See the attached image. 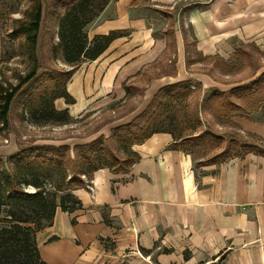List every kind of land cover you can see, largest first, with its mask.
<instances>
[{"label":"crops","instance_id":"1","mask_svg":"<svg viewBox=\"0 0 264 264\" xmlns=\"http://www.w3.org/2000/svg\"><path fill=\"white\" fill-rule=\"evenodd\" d=\"M170 17L175 72L151 80L144 107L150 94L174 81L192 79L204 89L222 91L245 84L229 82L227 86L194 71L193 64L187 68L181 30L189 33L191 45L202 56L226 60L237 45L247 43L263 52L264 0H112L90 23L89 40L111 30L129 33L113 39L97 58L78 66L66 85L75 102L66 104L58 97L56 109L67 108L76 116L87 108L98 109L124 98L125 82L167 51L163 25ZM263 70L258 69L252 78ZM232 121L240 131L264 138V102L248 117L233 116ZM171 140L169 133H154L133 146L139 158L127 171L99 169L89 189L87 183L74 189L81 208L72 212L57 208L52 225L36 233L42 260L91 264L98 258V264H121L126 257L120 254L127 248L135 253L138 247L148 250L160 242L193 252L184 256L187 261L221 247L228 252V264H235L231 260L237 257L236 264H248V255H253L255 264H264V156L249 152L218 166H202L196 180L191 156L168 149ZM103 239H110L113 246L104 248Z\"/></svg>","mask_w":264,"mask_h":264},{"label":"trees","instance_id":"2","mask_svg":"<svg viewBox=\"0 0 264 264\" xmlns=\"http://www.w3.org/2000/svg\"><path fill=\"white\" fill-rule=\"evenodd\" d=\"M111 1L26 0L27 6L21 17L12 18L10 28L11 35L21 38L23 56L30 68L25 75H12L17 80L15 83L0 72V130L9 126V113L16 95L41 67L39 50L43 45L46 46L44 52L48 59H55L60 53L64 62L72 67L59 78L47 80L49 83L61 81L64 88L53 98L64 97L66 103L74 102L65 90V82L72 73L82 62L102 54L113 39L129 33L126 30H111L88 39V25ZM181 31L185 65L190 69L193 61L185 31ZM54 33L57 41L52 40ZM165 34L168 49L157 63L159 67L167 63L168 67H164L162 73L173 75L176 47L172 17L168 18ZM44 36L49 37L43 44ZM194 52L199 58L196 60L202 63L193 70L207 73L215 80L219 78L215 74L216 67L227 74L228 66L233 68L229 63L231 60L238 62L240 68L247 69V75L242 78H252L258 69L264 67V63L242 45L236 46L233 56L226 60ZM147 69L137 75L140 78L133 80L140 81L143 76L148 80L153 78L148 75ZM194 82L197 84L192 87ZM133 86L134 82L126 88V94L134 89ZM201 87L192 79L163 85L140 113L129 122L114 126L108 137L74 144L72 149L68 144L48 145L40 148L38 153L20 151L0 157V264H47L40 257L36 233L52 225L57 208L66 212L81 208L82 203L73 190L89 183L94 172L103 168L114 172L127 171L139 158L132 147L143 143L154 133H169L172 140L167 148L181 150L191 156L196 180L198 167L218 165L249 152L264 156V138L252 133L243 135L231 121L234 115L248 117L246 113L257 110L264 102V70L250 82L228 90L208 89L200 101ZM38 93L33 101L41 97L37 98ZM49 114L60 124L69 122L67 108L58 110L50 104ZM201 116L207 117L206 124L201 121ZM209 125L229 129L217 134L209 129ZM245 136L252 141L241 140ZM209 152L214 153L207 156Z\"/></svg>","mask_w":264,"mask_h":264},{"label":"rangeland","instance_id":"3","mask_svg":"<svg viewBox=\"0 0 264 264\" xmlns=\"http://www.w3.org/2000/svg\"><path fill=\"white\" fill-rule=\"evenodd\" d=\"M26 6V0H0V72H4L5 76L10 78L13 83H15L17 80L14 79L12 75H14L15 73L25 75L30 68V64L25 60V57L23 56L21 38L11 35L10 28L11 19L21 17L22 12L26 8ZM109 13L111 12L109 11ZM97 18L98 16L95 17L92 23ZM166 22H168V20H165V23ZM158 24H161V22H159ZM90 26L91 25L89 24L88 27ZM163 26V30H165L166 26ZM55 31L56 28H54V32ZM86 31H88V28ZM163 33L165 34L164 31ZM185 36L189 45L188 49L190 57L193 61V66L195 67L201 65L202 61L196 60L199 58H197V55L194 52L196 50L190 43L191 39L187 31H185ZM48 37L49 36H44L42 38L43 44L47 42ZM52 40L57 41V36L55 33L53 34ZM241 45L247 50L252 51V53L259 59V61L261 63H264V51L261 52L257 48L258 46L256 47L252 45V43ZM44 47L46 48V46L43 45V47L39 50V57L42 63L41 67L37 71L36 75L16 95L9 113V126L7 129L0 130V157L2 158H5L9 155H14L20 151H33L35 153H38L40 151V148L42 149L48 145L68 144L72 149L74 144H84L91 142L99 137H108L109 135H111V129L114 126L127 123L125 122V120L131 118L135 113L141 112L146 101L145 91L148 89L151 80L154 79L156 75L161 74L164 70V67H168L167 63L165 64V66L161 67H159L157 62L150 65L147 71L149 73L148 75L152 76L153 78L148 80V77L146 78V76H143L141 77L140 81L136 82V80L132 79L128 82H125L126 86L124 98L113 100L105 104L104 106H99L98 109L92 107L87 108L86 110L81 111L76 116L71 115L68 112L69 122L60 124L59 121L55 120V117L49 114V105L52 104L55 108L57 107L55 104L57 98L54 99L53 95L62 93L64 91V88L61 84V81H52L49 83V81L47 80H51L53 77L59 78L61 74H66L65 72L72 67L64 62V60L60 56V53H58L55 59H51V57L48 59L46 57V53L44 52ZM237 47H239V45H237ZM211 63L212 62H210V64ZM229 63L233 65V68L230 69L229 65V71H227V74H224L221 69L216 67L215 74L217 77H219L217 81H219L220 83L222 81L223 84L227 83L226 85L230 86V81L231 85H233L238 83H246L253 79L247 77L242 78L245 74L247 75V69L240 68V64L238 62L231 60ZM74 72L72 73V75L74 74ZM138 78H140V76H137L134 79ZM240 79L242 80L239 81ZM68 81L65 82V90L66 93L70 95V97H72V95L67 92L66 89ZM133 82L134 89H131L129 93L126 94V88ZM196 84L197 83L194 82L191 86L194 87L196 86ZM201 88V93L199 94L200 101L202 100L206 90H208L204 89L203 87ZM38 91L39 93L37 95V98L40 96L41 97L36 101H33L34 98H36L35 94ZM156 91L153 94H150L151 97L156 93ZM64 101L66 103V98H64ZM132 108H134L133 111H130ZM253 112L254 111H249L246 114L247 116H249ZM200 118L201 121L206 124L205 121L207 117L201 116ZM209 129L217 134H223L224 131H227L226 129L229 128H217L216 126L214 127L209 125ZM232 129L230 131H232ZM240 132L245 135V132ZM225 139L227 138L225 137ZM237 139L239 140V138ZM241 140L252 141L249 136H245ZM213 153L214 152H209L207 153V156H210ZM216 166L218 165L216 164ZM201 169L202 167L197 168L196 172L198 175L201 173ZM90 184L91 181L86 185L88 189ZM28 189L32 191L31 187H28ZM101 242L106 249L113 246L110 239H103ZM214 249L216 251L214 253L197 254L196 257L200 260H196V258L192 259L191 261H187L184 260V256H192L193 252H190L188 250L181 251V248L171 247L169 245L165 246L162 243L160 244V242H156L154 246L148 250H144L143 248L138 247V250H133L135 253L129 251V249L127 248L126 250H124V253L120 254V257H126L124 260L128 264H228V252L224 251V249L221 247H214ZM165 252H167V254L161 257V254ZM248 256L250 260L248 264H255L254 261H251L253 255ZM237 259L238 257L233 258V260L231 261H234V263L236 264ZM159 261H161V263ZM91 264H98V258L97 260L94 259Z\"/></svg>","mask_w":264,"mask_h":264}]
</instances>
